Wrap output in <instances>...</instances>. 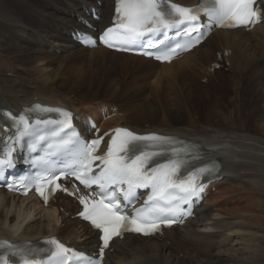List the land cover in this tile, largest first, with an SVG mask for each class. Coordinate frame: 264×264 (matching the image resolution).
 <instances>
[{
    "label": "bare ground",
    "instance_id": "obj_1",
    "mask_svg": "<svg viewBox=\"0 0 264 264\" xmlns=\"http://www.w3.org/2000/svg\"><path fill=\"white\" fill-rule=\"evenodd\" d=\"M72 1L82 3L79 0ZM24 2H31L34 5L41 4L42 7H46L52 2L60 3L62 0L10 1L12 7L16 6L19 11L23 3L28 8L26 20L33 23L36 22L37 15L29 9L32 7L30 3ZM84 8L85 4H81L80 10ZM100 9L105 15H112L114 0H108V4ZM1 14L8 16V13L2 10ZM69 15L77 20L81 16L73 10L69 11ZM16 16H20L22 23L28 25L21 14ZM7 21L12 22L11 19ZM35 22L33 25H28L30 31L35 27ZM0 24V75L19 69L26 74L15 80L0 78V113L3 109L20 110L22 105L35 101L75 109L81 113L80 116L89 113L96 114L101 109L104 113L106 101H104L105 104L100 102L101 99L97 93L84 94L83 97L81 96L84 101H75L61 94L56 89V81L53 79L55 71L62 70L67 61L84 65L90 59L93 61L103 59L109 69L120 67L119 70L125 72V79L119 81L116 78V84L126 85L120 95L115 88V80L109 87V91L114 90L113 92L118 94L119 99L107 101L112 102L108 103L111 107H107V115L111 116L110 119L98 118L100 127L104 131L123 126L140 133L161 136L177 135L202 144L205 150V160L220 159L226 152H230L228 163L231 164L232 170L227 172V166L224 167L221 172L224 177L216 184V192L211 193L205 201V203L212 201L213 207L207 208L204 203L197 210L195 219L189 220L183 227L165 232L171 244L180 248L177 254L171 252L168 244L157 242L148 244L151 243L152 238L128 235L123 240L113 241L111 249L107 252L106 264H225V262L226 264H247L250 261L239 254H232V252L226 255L225 252H227L226 249L235 251L233 249L239 243L249 246L263 241L262 238L250 237L249 233L252 235H256L257 232L264 233V157L261 155L263 154L261 151H264V120L261 121V116H264V22L249 32L243 29L217 30L198 48L170 64H157L142 57L116 53L104 48L94 50L80 48L84 50L81 53L90 52L95 55L90 59L81 56L80 53L71 56L68 50V57L65 61L60 56L65 49H60L58 53L49 45L33 44L17 34L24 24H11L6 20ZM13 25L16 26V30H13ZM63 29L65 34L60 37V41L67 43L71 40L67 36V30L71 31V29L66 26ZM46 40L48 39L45 37L42 42L45 43ZM228 62L233 74H222V76L230 80L234 88V96L229 98V102L234 104L230 110L231 116L218 124L195 119L190 106L194 99V91L190 84L196 78H213L210 69L217 64L225 65ZM36 63L41 65L39 66L41 70L52 69L51 73L33 80L29 72L35 71L33 66ZM68 67L67 65L66 68ZM116 72L117 69H114L110 74ZM79 76L83 77L84 74ZM250 76L251 82L249 81ZM82 77H77L76 80L82 81ZM152 78L156 80L155 89L151 92L147 87ZM140 80L142 84L145 80L144 84L136 88L134 85L140 84ZM77 81H74L75 86L83 85L82 82ZM247 85L250 86L249 89H245ZM143 87H145L144 90ZM148 92L154 94L150 101H147ZM173 100L181 105V109L184 107L187 114L189 113L191 119L188 124L183 122V118L174 117L178 112L174 110ZM215 102L212 103L214 108ZM246 102H250V105L244 110ZM254 103L255 108L253 109ZM180 105H178L179 108ZM214 108H211V114L215 112ZM156 111L159 112L160 119L153 116L156 115ZM250 116L253 118L252 125L248 124ZM145 118H150L151 121L145 124L143 123ZM244 136L248 137L247 142H244L246 139ZM250 148H252L251 151ZM78 212L79 207L76 202L64 195L59 196L48 207H44L32 197L20 199L0 191V238L19 242H35L55 235L81 249L93 247L98 242L97 232L75 217ZM215 212L228 218L215 220L212 218L216 215ZM38 215L40 218L34 221L36 216L39 217ZM58 218L62 219L60 227L55 226ZM205 229L215 231L205 232ZM233 242L236 243L233 244ZM181 252L185 254L183 257L179 256Z\"/></svg>",
    "mask_w": 264,
    "mask_h": 264
},
{
    "label": "snow or ice",
    "instance_id": "obj_2",
    "mask_svg": "<svg viewBox=\"0 0 264 264\" xmlns=\"http://www.w3.org/2000/svg\"><path fill=\"white\" fill-rule=\"evenodd\" d=\"M259 2L264 4V0ZM202 14L204 21L201 20ZM261 22H264V12L257 7V0H202L201 5L195 9L169 3L168 0H118L115 26L107 29L100 41L118 51H129L145 37L166 35L176 29L178 39L175 43L160 47L164 41L158 40L149 45L156 47V52L145 50L141 53L154 56L160 61L171 62L178 55V50L189 51L214 26L249 27ZM88 39L95 46L94 38ZM60 116L56 127L41 128L32 126L27 113L20 116L9 113L8 118L12 121L14 134L7 137V152L4 159L0 160V171L5 167H12V153L17 144L27 143L33 151L40 150L41 146L46 148L48 158L38 163L48 175L40 176L39 182L33 181L45 203L48 200L45 191L49 188L53 191L61 189L56 181L62 176H73L85 188L99 186V199L79 197L80 203L84 205V211L80 215L103 233V247L99 257L87 258L66 248L59 241L51 240L48 243L54 247L50 255L55 258L56 264H66L72 259L75 264H102L103 250L109 246V241L114 236H122L125 231L150 235L158 231L161 224L171 226L178 222L183 216L191 214L193 199L200 198L205 187V184L199 182L201 177H211L217 171L213 164L187 169L188 160L201 158L189 147L172 148V155L164 162L155 160L165 150V145L175 143L172 138L140 136L122 129L116 130L106 153L97 155L101 139L91 142L83 140L72 127L71 113L62 112ZM36 123L39 125L43 121L38 120ZM143 142H151L153 150L146 151ZM53 156L57 159H51ZM57 164L63 165V169L57 167ZM124 185L127 188L123 192V199L129 202L133 189L151 190L146 207L137 210L134 216L126 215L121 208L118 192ZM9 188L11 190V186ZM183 205H188V208L185 209ZM170 213L173 215L169 216ZM14 255L19 256L20 260H14L13 264H36L31 249H18ZM0 264H9V260H0Z\"/></svg>",
    "mask_w": 264,
    "mask_h": 264
},
{
    "label": "rangeland",
    "instance_id": "obj_3",
    "mask_svg": "<svg viewBox=\"0 0 264 264\" xmlns=\"http://www.w3.org/2000/svg\"><path fill=\"white\" fill-rule=\"evenodd\" d=\"M10 1H12V0H10ZM10 1L9 0H0V15H2L1 10L4 11L6 14L8 13L7 14L8 16H3V15L0 16V22H3L4 20H6V22L11 23V24H17V25L24 24L22 26V28H24V30L21 28L19 31H17V34L21 35L22 38L25 39L26 41L29 40L33 44H35V43L45 44L40 39L42 38L41 36L46 34V36L49 37L48 38L49 41H51V43H47V45H49L52 48V50L55 48H57L56 50L65 49V51L61 52V54H60V56L62 57L63 60H65L68 57V52H67L68 50H70L71 54H69V55H71V56H72V54L75 55L77 53H80L81 56L90 59L94 55V54L92 55L90 52L85 53V54L81 53L82 50H80V49L78 50L76 47H73L71 44H69V42L62 46V44H63L62 42L55 40V39H58L57 37H58V35H60L59 31H57V30H59V26L61 25V23H63L60 21V19H62V20L64 19L63 20L64 22L66 19L67 20L69 19L68 15L65 13L66 12L65 10L72 9L75 6V4L73 2H71V0H63L60 3L52 2L51 4H49L46 7H42L41 4L34 5L31 2H24V3H28V4L30 3V5L32 7H29V9L32 12L36 13V15H37L36 22L34 21L35 27L33 29H31V31H28L27 28H28V25H33L34 22L30 23L29 20H26V17L28 16L27 15L28 8L22 3L21 11H19L16 8V6L12 7V5L10 4ZM21 1L23 2L24 0H21ZM25 1H28V0H25ZM88 2H90V1H88ZM40 3H42V2H40ZM24 8L26 11L24 10ZM19 14H21L23 16L24 21L28 22V25L26 23H22V18L20 16H16ZM12 15L14 18L12 17ZM49 15H51L55 18L48 19ZM10 19L12 20V22L7 21ZM46 22H47V25H46ZM0 26H1V24H0ZM7 26L10 27L9 25H7ZM13 26H14L13 30H16L15 29L16 26L15 25H13ZM40 31H43L44 33H41ZM52 42H54V44H52ZM56 45L57 46L59 45V46L56 47ZM95 54H97V53H95ZM96 56H98V55H96ZM8 60H6V61H8ZM105 62L106 61L103 59L96 60V61H93L92 59H90L89 61H87L86 64L81 65L78 63H75V64L70 63V62L68 63V61H67L66 65H64V68L62 70H60V71L59 70L55 71L56 69L54 70L56 73L53 74V76H54L53 79L56 81L55 82L56 89L61 94H64L68 98H72L75 101H77V100L84 101L82 98L84 96V94L90 95V94H95V93H97L99 95V97L101 99L100 102L106 101V103H112V102H107V101H110V100L117 101L119 99L118 94L120 95L121 91L126 88V85L124 86V84H122V83L116 84V78L119 81L125 79V72H121V70H119L120 67H119V69H118V67L113 68V69H109L108 65H106ZM67 65L69 66L68 68H66ZM103 65H104V68H103ZM39 66H41V65L38 63L34 64L33 68L35 69V71L33 70V71L29 72V75L31 76V78L33 80L43 78L44 74L51 73L52 69L41 70ZM114 69L115 70L117 69V72L110 74L111 71H113ZM31 72H33V74ZM80 74H84V76L83 77L79 76ZM222 74L232 75L228 70L223 69L222 72L217 73L215 75V77L209 81H208V79L196 78L195 80H193V83L190 84L193 91H194V99L191 101L190 106H191V110L194 112L195 119L203 121V122H207V123L218 124L219 122H222V121H224V119L229 118L231 116L230 110L233 108L234 104L229 102V98L234 96V88L232 86V82L230 80H228L227 78H225L224 76H222ZM25 75L26 74H24V72L21 69H19L15 72H12V71L5 72L3 75H0V78L3 80H6V79L15 80V78H20V77H23ZM195 76L199 77L198 74H195ZM77 77H82L83 80L77 81L76 80V79H78ZM67 78H69V79L67 80ZM192 78H193V76L191 77V80H192ZM249 78H250L249 81L251 82V76ZM114 80H115V88H116L118 94L116 92H113L114 90L109 91V87L112 86L111 84L114 82ZM155 80H156L155 78H152L149 81V85L147 88H148V90L150 89L151 92H152V90L155 89V84H154ZM74 81L75 82L76 81L82 82L83 85L78 84L77 86H75ZM144 81H143V84H144ZM238 82L240 84H242L240 81H238ZM125 84L128 85V83H125ZM143 84L140 80V84H137L134 86H136V88H138V87H142ZM156 84L158 85V80L156 81ZM80 87H82V88H80ZM248 87H250V86L247 85L245 87V89H249ZM69 88H71V89H69ZM130 88H131V86H130ZM144 89H145V87H143V90ZM151 92L147 93V94H149L147 97V101L152 100V97H153L152 94L153 93H151ZM207 101H208V104H206ZM214 102L216 104L215 108L212 106V103H214ZM172 104L175 106L174 110L178 112V114L174 117L183 118V122L188 124L190 122L191 117L189 116V113L187 114V110L184 109V107L181 109V105L176 103V100H173ZM178 105H180V108ZM249 105H250V102L249 103L246 102L244 110L246 108H248ZM211 108L215 109V112L213 114H211V112H210ZM254 108H255V103H254L253 109ZM210 115H212V117ZM242 115L244 116L245 114H242ZM153 116L157 117V119L161 118L159 115V112H157V111H156V115H153ZM210 118H212V119H210ZM213 118H214V120H213ZM149 119L150 118H145L143 120V123L145 122V124H147L146 122L151 121ZM252 119L253 118L251 116L248 117V120H249L248 124L249 125H252V122H253ZM262 120H264V116H261V121ZM174 124H172V126H174ZM148 125H150V123H148ZM209 126H211V125H209ZM257 136L258 135H256V137ZM244 138H246V139H244V142H247L246 140L248 137L244 136ZM258 144L260 146V143H258ZM230 147H232V145H230ZM261 147H262V145H261ZM239 150H242V149L239 148ZM251 150H252V148H250V151ZM257 151H259V150H257ZM261 152H263V154L261 153V155L264 157V151H261ZM261 164H263V163H261ZM229 166H228V170L231 171L230 168H232V167H231V165H229ZM213 204L214 203L212 201H210V202L205 204L206 205L205 207H207V208L213 207ZM43 214H44V212H43ZM215 214L216 215L212 216V218H214L215 220H221V219H227L228 218L223 214L219 215L216 212H215ZM39 218H40V216L39 217L36 216L34 221L38 220ZM61 223H62L61 219L58 218L56 223H55V226L60 227ZM250 230H254V229H250ZM212 231H215V230L205 229V232H212ZM249 235H250V237H253L255 239H261L262 238L263 241L255 242V244L249 245L251 247L246 246L244 243H242V244L239 243L238 245H235V249H233L236 252L231 251V250L228 251V249H226L227 252H225V254L226 253L230 254L233 252L232 254H236V255L239 254V255H241V257L244 256L247 258L246 259L247 261L250 260L247 262V264H264V233L257 232L256 235H252V233H249ZM238 241L241 242V240H238ZM153 242L154 241L152 240L151 243H148V244H153ZM235 243L236 242H233V244H235ZM178 250H179V248H175V249L171 248V252L175 253V254L177 253ZM245 251H247V252H245ZM245 253H246V255H245ZM168 254H169V252H168ZM182 254L183 253H180V257L182 256ZM215 261H216V259H215ZM225 264H226V262H225ZM228 264H231V263H228Z\"/></svg>",
    "mask_w": 264,
    "mask_h": 264
}]
</instances>
